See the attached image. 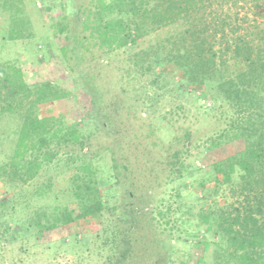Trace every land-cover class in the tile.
I'll list each match as a JSON object with an SVG mask.
<instances>
[{"label":"trees","instance_id":"1","mask_svg":"<svg viewBox=\"0 0 264 264\" xmlns=\"http://www.w3.org/2000/svg\"><path fill=\"white\" fill-rule=\"evenodd\" d=\"M71 1L79 28L72 31L62 4L60 15L48 24L52 39L45 41L39 20L56 5L0 0V40L35 51L42 45L43 58L59 50L72 80L69 88L55 80L30 81L19 58H0L1 129L4 136H14L0 165V182L11 194L0 200V249L83 221L95 227L92 239L75 234L65 244L70 249L85 244L99 264H169L174 227L182 226L186 238L199 239L200 229L216 235L211 264H264V13L259 11H264V0ZM152 31L154 38L143 47ZM128 46L132 80L150 76L154 85L159 77V87L168 94H184L191 84L202 86V96L211 104L206 110L219 127L204 140L207 148H234L199 179V185H208L203 195L196 194L197 204H171L180 199L179 182L202 172L193 160L184 161L196 157L192 129L174 135L157 161L153 123L134 125L140 119L137 106L126 104L121 95L111 101L110 91L96 82L95 49L109 54ZM168 68L177 69L178 80ZM170 84L174 86L168 89ZM73 95L81 100L82 123L45 110ZM102 163L125 192H112L110 186L102 192ZM157 164L158 218L151 215L154 206L140 203L155 194ZM39 179L34 192L43 197L56 186L52 200L24 220L9 219V208L28 203L16 197L27 199L26 188ZM223 186L230 188L232 201L222 197ZM0 262L9 264L2 254Z\"/></svg>","mask_w":264,"mask_h":264},{"label":"rangeland","instance_id":"2","mask_svg":"<svg viewBox=\"0 0 264 264\" xmlns=\"http://www.w3.org/2000/svg\"><path fill=\"white\" fill-rule=\"evenodd\" d=\"M52 5H56L55 8H50L49 12H46L39 20V33L44 37L45 41L52 39L48 38L49 27L53 17H58L61 13L60 6L65 4L66 13L69 15L71 20V29L75 31L79 28L78 19H74V15L71 13V0H49ZM32 7V4H28ZM36 5L41 6L42 0H36ZM1 6V4H0ZM260 13H264L263 10L259 9ZM37 16V15H36ZM2 19V11L0 8V21ZM51 32V31H50ZM156 32L152 31L141 45H149V39H153ZM47 37V38H46ZM35 49L27 48L26 44H12L9 42H3L0 40V58L1 59H20V64L24 67L26 76L30 81H41V80H55L64 87H72L70 75L65 70L66 66L61 62L59 50L55 51L52 56L43 58V46H39ZM95 49L93 56L95 57L92 61L95 62L93 68L99 69L98 75L96 76V82L103 88H107L110 91L113 99L117 100L120 95L122 100H125L128 104H134L137 107L136 116L140 119L133 122L134 125L141 123L143 127H147L149 122L154 125L153 140H157V154L155 157L158 158L165 147L168 145L170 139L174 135H182L184 128L192 129L194 138L193 151L196 155L186 156L185 162L193 163L198 167H201L202 172L197 173L194 177L179 182L180 199L171 201L172 205H177L181 202L192 206L197 204L196 198L199 194L203 195V189L207 187L208 182L205 185H199L198 181L203 176L205 177L207 172H210L212 163L224 159L234 152V148L231 144H221L219 147L207 148L208 144L204 140H207L209 135L215 133L219 127L216 124L217 119L213 118V114L202 102L203 90L202 86L194 84L188 85L186 92L168 94L164 88L159 87V77L155 79L154 85L151 82L150 76H142L139 82L132 80L129 72L132 68L131 61L128 57L130 52V46L120 49L116 52L109 54L104 51ZM42 59V60H40ZM87 59V58H86ZM75 62V59H73ZM72 61V62H73ZM167 70V69H166ZM168 71L174 74L175 80H178L179 75L176 74L177 69H169ZM174 86L170 84L167 86L168 89ZM200 91V95H197L195 91ZM194 91V94H193ZM80 95H86V92H81ZM196 95L197 97H195ZM79 95H73L69 98L55 101L48 105L45 110L48 113L63 114L65 118H77V123H82L81 117H79V103L81 100L78 98ZM115 96V97H114ZM211 105V104H210ZM180 107V108H179ZM211 107V106H210ZM132 123V122H131ZM2 125L4 121L0 123V165L6 160V155L10 153L11 147L14 145V136H4ZM5 127V126H4ZM97 142V141H96ZM205 143V144H204ZM150 146V144H149ZM100 174L98 175L101 184V190L104 193L110 191H119L122 189L121 185H116L115 179L112 178L111 173L106 169L105 164H101ZM157 179L152 183L153 190L155 191L154 196L151 198H145L140 203H147L150 207H155L154 212L151 215H155L158 218L159 212V164L156 165ZM203 177V178H204ZM206 178V177H205ZM42 179L36 186L26 188L27 199L23 196L16 197L17 200H23L27 203L26 208L17 207L16 209L9 208L8 218L16 220H24L26 216L35 208L42 204H47L52 200V193L57 188L52 186L48 195L39 197L34 191L37 186H40ZM208 181V180H207ZM110 186V188H109ZM173 186L176 185L173 183ZM42 187V186H41ZM40 188V187H39ZM20 188H15L14 191H18ZM109 189V190H108ZM126 189H122L125 192ZM112 194V193H111ZM197 194V195H196ZM122 195V193H121ZM11 196L10 193H6L1 182H0V200ZM222 197H225L228 201H232L230 188L223 186ZM153 200V203H151ZM139 201V200H138ZM17 204V203H16ZM138 204V203H137ZM201 204V203H200ZM147 206V207H148ZM12 211V212H11ZM147 211H150L149 207ZM195 213V211H194ZM192 217V216H191ZM194 223H191L193 228ZM189 228V224L186 225ZM190 228V229H192ZM95 227L89 225L83 221H78L66 226H58L57 228L42 232L38 238H29L27 241L15 240L11 245L4 249H0V254L3 258L8 261L9 264H99L96 259V255L87 251L85 244H79L77 248L73 246L70 249L69 244H65L68 239H72L73 235L80 234L82 237L91 240V233ZM173 231L174 238L168 247V252L171 255V262L169 264H180L184 261H190L192 264H211V251L213 244L218 240L216 235L208 233V229H200L198 231V238L189 237L186 238L183 235L182 230L186 228L180 226L174 227ZM64 241V244L62 242ZM1 264V262H0Z\"/></svg>","mask_w":264,"mask_h":264},{"label":"built area","instance_id":"3","mask_svg":"<svg viewBox=\"0 0 264 264\" xmlns=\"http://www.w3.org/2000/svg\"><path fill=\"white\" fill-rule=\"evenodd\" d=\"M196 94L197 95H200V91L198 90V91H196ZM202 96V95H201ZM202 98V102H203V104L205 105V106H209L210 105V102L207 100V99H205L204 97H201Z\"/></svg>","mask_w":264,"mask_h":264}]
</instances>
